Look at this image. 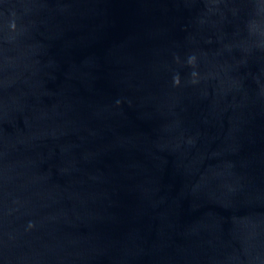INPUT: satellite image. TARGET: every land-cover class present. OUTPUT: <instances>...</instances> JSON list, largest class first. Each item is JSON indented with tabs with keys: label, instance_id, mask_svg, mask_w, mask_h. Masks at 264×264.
I'll return each mask as SVG.
<instances>
[{
	"label": "water",
	"instance_id": "95a60500",
	"mask_svg": "<svg viewBox=\"0 0 264 264\" xmlns=\"http://www.w3.org/2000/svg\"><path fill=\"white\" fill-rule=\"evenodd\" d=\"M0 264H264V0H0Z\"/></svg>",
	"mask_w": 264,
	"mask_h": 264
}]
</instances>
